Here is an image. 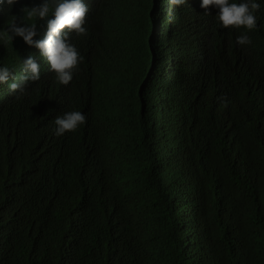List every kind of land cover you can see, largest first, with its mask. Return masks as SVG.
<instances>
[{
    "label": "trees",
    "instance_id": "obj_1",
    "mask_svg": "<svg viewBox=\"0 0 264 264\" xmlns=\"http://www.w3.org/2000/svg\"><path fill=\"white\" fill-rule=\"evenodd\" d=\"M83 2L67 86L0 39L17 79L28 56L41 66L20 99L0 85V264H264V0L247 32L201 0ZM40 3L19 0L0 31L23 17L43 39L21 11ZM68 111L87 123L57 137Z\"/></svg>",
    "mask_w": 264,
    "mask_h": 264
},
{
    "label": "clouds",
    "instance_id": "obj_2",
    "mask_svg": "<svg viewBox=\"0 0 264 264\" xmlns=\"http://www.w3.org/2000/svg\"><path fill=\"white\" fill-rule=\"evenodd\" d=\"M19 0H0V15H9L11 9ZM170 5L185 6L186 0H168ZM200 7L218 9L216 19L222 28L253 31L257 28L259 17L256 13L260 10V4L256 0H241L239 3L230 0H201ZM26 11L29 20H43L46 22V32L43 39L35 40L37 36V24L25 23L22 17L20 21L15 16L5 29L0 31V39L12 42L15 37L22 38L23 42L39 50L41 57L45 58L49 65V71L55 73L59 84L67 86L73 79L74 72L78 71L79 64L83 60L75 45L70 43V34L87 35L84 27L89 7L83 0H42V3L30 8H22ZM51 11L52 18L49 19ZM171 21V17L169 18ZM240 46L252 43L247 34H241L236 38ZM24 73L19 79L8 67H0V85H8L10 93H17L16 99L26 94L31 83L41 78V66L33 56H28L22 62ZM9 81H13L9 84ZM227 106V98H218ZM87 123V117L80 111H68L58 115L54 119L53 133L55 136H63L67 132H75L81 125Z\"/></svg>",
    "mask_w": 264,
    "mask_h": 264
}]
</instances>
